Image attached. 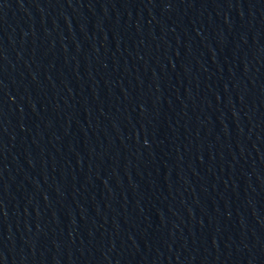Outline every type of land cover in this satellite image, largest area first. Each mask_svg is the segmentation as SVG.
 I'll return each instance as SVG.
<instances>
[{"label": "water", "instance_id": "obj_1", "mask_svg": "<svg viewBox=\"0 0 264 264\" xmlns=\"http://www.w3.org/2000/svg\"><path fill=\"white\" fill-rule=\"evenodd\" d=\"M0 264H264V0H0Z\"/></svg>", "mask_w": 264, "mask_h": 264}]
</instances>
